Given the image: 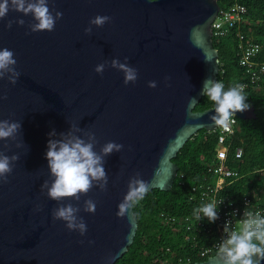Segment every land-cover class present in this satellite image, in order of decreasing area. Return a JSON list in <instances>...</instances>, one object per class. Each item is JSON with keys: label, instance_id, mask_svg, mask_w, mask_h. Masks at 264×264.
<instances>
[{"label": "water", "instance_id": "water-1", "mask_svg": "<svg viewBox=\"0 0 264 264\" xmlns=\"http://www.w3.org/2000/svg\"><path fill=\"white\" fill-rule=\"evenodd\" d=\"M48 6L63 13L51 32H30L32 17L19 12L0 20V48L15 53L21 73L15 85L0 80V96H6L0 100V119L21 122L15 141L0 140V151L19 157L8 183L0 184V264H115L138 226L133 207L123 218L116 215L129 178L139 172L150 182L149 191L169 190L178 174L173 161L178 151L199 129L219 127L211 121L214 106L194 108L205 79L218 78L211 24L220 5L218 0H49ZM97 15L110 16L111 22L92 26L86 35ZM9 19L25 24L9 29ZM125 57L138 70L134 84L125 85L116 69L94 72L99 63ZM149 81L157 87L149 88ZM190 97L196 100L191 109ZM235 115L255 117L254 108ZM71 124L95 132L97 152L108 141L123 148L105 158L106 191L94 187L79 202H57L40 188L51 181L48 133L55 129L59 139ZM88 198L97 202L94 213L82 210ZM58 203L81 206L85 235L53 220ZM185 264H219L218 251Z\"/></svg>", "mask_w": 264, "mask_h": 264}, {"label": "clouds", "instance_id": "clouds-1", "mask_svg": "<svg viewBox=\"0 0 264 264\" xmlns=\"http://www.w3.org/2000/svg\"><path fill=\"white\" fill-rule=\"evenodd\" d=\"M49 0H0V20L8 15L10 11L30 15L34 23H29L30 32L54 30L56 22L62 18L63 13L49 8ZM111 17L107 15H97L89 20V26L84 29L86 35L92 33V26L102 27L111 22ZM13 23L24 25L23 19H9L5 24L6 28H11ZM118 58L104 61L94 67V72L103 74L106 68L116 69L123 73L125 85L135 83L138 79V70ZM206 61H209L205 57ZM17 60L15 53L8 48H0V80L6 79L9 84L15 85L21 73L16 69ZM169 77H165L167 81ZM149 88L157 87L156 81L148 82ZM245 85L232 83L225 88L223 81L208 77L203 82L201 94L207 97L214 105L215 115L211 116V121L217 126L228 127L234 122L237 112L246 111L250 105L247 102V95L244 91ZM6 96H0V100ZM195 98H189V108L191 109ZM196 104V103H195ZM21 132V122L0 119V140L15 141L17 134ZM76 133H82L77 135ZM58 134L55 129L48 133L47 141V168L51 181L44 180L40 185L41 191L47 190L46 195L50 200L63 201L70 199L79 202L81 196H86L94 187L101 192L107 190L108 174L105 170V158L113 152H120L122 144L114 141L104 143L99 152L96 145L99 143L95 132L81 129L76 124H71L70 130L66 133ZM16 143V147H20ZM7 150L8 145L5 144ZM19 159L17 154L6 155L5 151H0V184L8 183V178L13 171L15 162ZM127 192L122 201L117 205V217L123 218L128 215L131 208L141 201L150 189V182L141 178V174L136 172L132 175L127 184ZM97 202L91 198L83 201L82 210L87 213L96 211ZM218 204L216 201L207 203L194 210L193 215L196 220L207 218L214 222L218 218ZM37 206L35 211H40ZM81 206L73 203H58L52 210L53 220L64 222L69 231H76L81 236L87 232V225L82 216L78 215ZM239 227L230 229L226 223L224 231L226 238L220 242L218 248L219 264H261L264 260V215L259 211L245 210L243 218L238 222ZM83 243V241H81ZM89 244L93 241H88Z\"/></svg>", "mask_w": 264, "mask_h": 264}, {"label": "trees", "instance_id": "trees-1", "mask_svg": "<svg viewBox=\"0 0 264 264\" xmlns=\"http://www.w3.org/2000/svg\"><path fill=\"white\" fill-rule=\"evenodd\" d=\"M221 8L234 3L247 6L245 20L239 28L246 41L261 45L258 58L264 60V0H218ZM238 39L234 34L213 38V45L219 54L217 80L223 81L227 89L232 83L245 85L247 102L253 106L255 117H237L239 129L228 137L229 159L227 165L236 168L241 177L225 187V192L236 200L250 196L254 204H264V83H251L245 67L239 62ZM214 106L202 96L194 110H204ZM219 130L199 129L178 151L173 161L179 166L174 184L169 190L154 188L134 204L137 230L133 242L115 264H185L207 259L200 249L213 240L206 237L207 231L196 233L186 230L182 218L191 215L199 207V199L193 195L192 187L204 181L217 148ZM227 144H225L226 146ZM242 147L243 154L233 159L234 150ZM211 177V175H209ZM165 214V216L162 215ZM167 216H176L171 223ZM202 230V228H201ZM201 230L199 232H201Z\"/></svg>", "mask_w": 264, "mask_h": 264}, {"label": "built area", "instance_id": "built-area-1", "mask_svg": "<svg viewBox=\"0 0 264 264\" xmlns=\"http://www.w3.org/2000/svg\"><path fill=\"white\" fill-rule=\"evenodd\" d=\"M247 6L243 3H234L226 8H219L215 16L211 28L212 37H221L229 34H234L238 39L239 62L245 67L246 73L251 83H264V60L258 58L261 50V45L255 41H246L245 34L239 28L240 24L245 20ZM234 122L228 127L219 126L217 148L210 164L207 167V172L211 177H208L192 187L193 195L199 199V207L204 204L216 201L218 204V218L214 222H210L207 218L199 221L191 215H186L182 218L186 230H195L196 233H204L207 231L206 237H212L213 240L208 245H204L200 249L201 255H209L218 251L220 242L226 238L224 231L226 223L230 229L239 227L238 222L243 218L245 210L259 211L264 215V204H254L250 196L244 195L240 200H236L230 194L225 192V187L233 180L241 177L238 169L229 167L227 161L229 159V143L228 137L233 135L239 129L237 116L233 118ZM225 144H227L225 146ZM242 147H237L233 153V159L242 157ZM264 169H259L263 171ZM165 216L164 213H162ZM168 221L174 223L177 221L176 216H167ZM202 228V230H201ZM201 230V232H199Z\"/></svg>", "mask_w": 264, "mask_h": 264}]
</instances>
